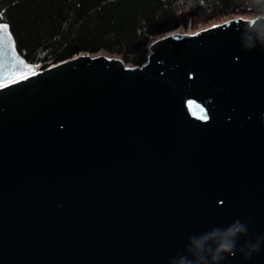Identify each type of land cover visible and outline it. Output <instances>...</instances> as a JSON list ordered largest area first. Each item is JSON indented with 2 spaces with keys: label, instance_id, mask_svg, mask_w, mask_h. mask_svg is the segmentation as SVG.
Listing matches in <instances>:
<instances>
[{
  "label": "water",
  "instance_id": "95a60500",
  "mask_svg": "<svg viewBox=\"0 0 264 264\" xmlns=\"http://www.w3.org/2000/svg\"><path fill=\"white\" fill-rule=\"evenodd\" d=\"M216 25L36 75L0 30V264H264V15Z\"/></svg>",
  "mask_w": 264,
  "mask_h": 264
},
{
  "label": "trees",
  "instance_id": "16d2710c",
  "mask_svg": "<svg viewBox=\"0 0 264 264\" xmlns=\"http://www.w3.org/2000/svg\"><path fill=\"white\" fill-rule=\"evenodd\" d=\"M262 15L264 0H0V25L9 27L31 70L103 52L142 66L155 39L181 28L200 30H191L188 19Z\"/></svg>",
  "mask_w": 264,
  "mask_h": 264
},
{
  "label": "rangeland",
  "instance_id": "374dc122",
  "mask_svg": "<svg viewBox=\"0 0 264 264\" xmlns=\"http://www.w3.org/2000/svg\"><path fill=\"white\" fill-rule=\"evenodd\" d=\"M181 9H182L183 11H185L184 13H187V11L183 9V7H181ZM245 18H251V17H245ZM186 19H187V18H184V21H186ZM225 20H226V19H225ZM225 20H223V21H225ZM213 23H214V24H213ZM219 23H221V22H219ZM219 23H215L214 20H203V19H197L196 21H194V23L191 24V20L188 19V25H189V28H190L191 30H194V29H204V28H207V27H210V26H212V25L219 24ZM184 25H185V24H184ZM184 25H183V26H184ZM194 27H196V28H194ZM192 28H193V29H192ZM183 30H185V31H183ZM182 31H183V32H182ZM187 31H190V30L187 29V27H186V28H181L180 30H178V31H176V32L184 33V32H187ZM187 33H194V32H187ZM36 70L38 71V69H36ZM36 70H31V69H29L28 74L33 73V72H36ZM23 76H24V74H21V75H19L17 78H20V77H23ZM17 78H16V79H17Z\"/></svg>",
  "mask_w": 264,
  "mask_h": 264
},
{
  "label": "snow or ice",
  "instance_id": "6c2138e0",
  "mask_svg": "<svg viewBox=\"0 0 264 264\" xmlns=\"http://www.w3.org/2000/svg\"><path fill=\"white\" fill-rule=\"evenodd\" d=\"M220 26H221V25H214L213 27H220ZM7 27H8L7 25H2V26H0V30L6 29ZM21 63H22V62H21ZM32 75H36V73L33 72ZM23 78H24V79H27L28 76H27V75H24ZM201 111H203V109H201ZM200 118H201V119H206L207 117H206V115H205V116H201Z\"/></svg>",
  "mask_w": 264,
  "mask_h": 264
},
{
  "label": "clouds",
  "instance_id": "9594fccd",
  "mask_svg": "<svg viewBox=\"0 0 264 264\" xmlns=\"http://www.w3.org/2000/svg\"><path fill=\"white\" fill-rule=\"evenodd\" d=\"M221 251H225V252H230L231 251V245L228 244L227 242L223 243L221 245Z\"/></svg>",
  "mask_w": 264,
  "mask_h": 264
}]
</instances>
